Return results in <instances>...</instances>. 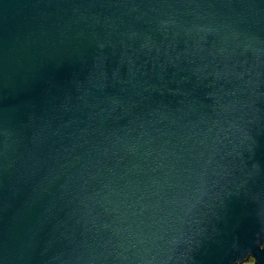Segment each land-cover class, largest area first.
<instances>
[{
  "label": "water",
  "instance_id": "obj_1",
  "mask_svg": "<svg viewBox=\"0 0 264 264\" xmlns=\"http://www.w3.org/2000/svg\"><path fill=\"white\" fill-rule=\"evenodd\" d=\"M264 264V0H0V264Z\"/></svg>",
  "mask_w": 264,
  "mask_h": 264
},
{
  "label": "rangeland",
  "instance_id": "obj_2",
  "mask_svg": "<svg viewBox=\"0 0 264 264\" xmlns=\"http://www.w3.org/2000/svg\"><path fill=\"white\" fill-rule=\"evenodd\" d=\"M246 264H251V261L250 262H247Z\"/></svg>",
  "mask_w": 264,
  "mask_h": 264
}]
</instances>
